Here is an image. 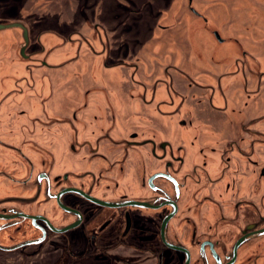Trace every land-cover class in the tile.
I'll use <instances>...</instances> for the list:
<instances>
[{"label": "flooded vegetation", "instance_id": "flooded-vegetation-1", "mask_svg": "<svg viewBox=\"0 0 264 264\" xmlns=\"http://www.w3.org/2000/svg\"><path fill=\"white\" fill-rule=\"evenodd\" d=\"M72 1L0 17V264H264V99L245 118L226 97L264 91L260 37L181 0L179 41L148 9L149 40L116 45L106 18L134 1L85 0L88 28L65 23ZM227 42L233 67L209 81L174 62Z\"/></svg>", "mask_w": 264, "mask_h": 264}, {"label": "rangeland", "instance_id": "rangeland-1", "mask_svg": "<svg viewBox=\"0 0 264 264\" xmlns=\"http://www.w3.org/2000/svg\"><path fill=\"white\" fill-rule=\"evenodd\" d=\"M21 1L22 0H0V17H4L2 19L5 20H11L9 19V15L14 14L15 11H17L18 9H20V5H21ZM168 1L170 0H134V5L135 7H128L125 12H117L115 17H111V13H109V16H107L106 20H107V25L110 27V29H116V33L113 34L116 39H115V44H121V43H133V42H147L149 40V37L151 35V30L154 27L155 28V23H156V18L154 17H148V7L150 6L151 8L153 7H157L156 9L159 8V6L161 5H165L168 3ZM78 5H77V0L75 1V5L70 2V4L73 7V9L75 8V14L68 12L69 13V17H67L65 20L67 24H70L74 22H77L78 27L82 26V27H87L90 26V22L91 20L94 19H84L78 16V14L80 15V12L78 9L81 8V10L84 9V5L86 3L85 0H78ZM133 2V1H132ZM173 9H177L176 12L171 15V17L169 18H162L161 20L158 19L157 24H163V25H168L174 28L173 33H171V35H168L169 37H172V42L175 43L176 41H179V37L178 34L176 32H178L177 26H181V25H187L190 24L192 16L187 15L186 13V7L184 8V4L182 3V1L180 0H173ZM221 2V3H219ZM215 3H219L222 4L221 7L219 6L218 8L220 9L219 11H223V13L225 14V10H227L228 13V9H235L236 13L234 14V16L237 14V17H231L232 19H237L236 22L234 23L233 20H231V18H227L225 16H218L215 17L214 20H216L217 24H219V26L222 27H227V26H236L237 28L235 30H244L246 32H250L251 35H253V38L256 37V41L260 40L261 41V46H263L264 44V0H224V1H215ZM140 5V6H139ZM226 5V6H225ZM211 6V5H210ZM134 9V11H139V13L137 15H134L133 13H129V10L132 11ZM80 10V11H81ZM185 11V13H184ZM5 13V14H4ZM140 14V15H139ZM5 15V16H2ZM41 19H49V18H41ZM39 19V20H41ZM64 20V18H63ZM81 20H85L88 21L86 23L81 22L79 23V21ZM33 23V19L31 20ZM52 21L51 19L49 20L48 24H51ZM90 21V22H89ZM63 23V24H65ZM200 24V21H199ZM202 24V23H201ZM212 25V23H210ZM72 26V24H71ZM80 27V28H82ZM122 29L125 30V33H122ZM155 31L156 34H154V38L155 37H160L162 34V32L158 31V29L153 30ZM180 31V30H179ZM256 35V36H255ZM165 35L163 34L162 37H164ZM250 36V35H249ZM162 40L164 41V39L162 38ZM152 41L154 42L155 40L152 39ZM151 46V50L149 52V50H147L146 52L148 53V55L150 53H152L154 46L153 45H148ZM153 47V48H152ZM102 87H100L99 89H101Z\"/></svg>", "mask_w": 264, "mask_h": 264}, {"label": "crops", "instance_id": "crops-1", "mask_svg": "<svg viewBox=\"0 0 264 264\" xmlns=\"http://www.w3.org/2000/svg\"><path fill=\"white\" fill-rule=\"evenodd\" d=\"M172 1L173 0H170L168 1L167 4L159 6L158 9H156L157 7L151 8L150 6L148 7V9L155 10L157 15L171 16V14H174L177 10V9L176 10L173 9ZM204 6L206 5L203 4V7ZM216 10L217 9H214V8L206 9L207 12H215ZM226 44H229V42L224 43V46ZM210 45L211 47L209 48V50L206 48H202L198 45H196L198 47L190 46L191 48H188L187 51H183L182 49H180V52L178 54L179 62H177L176 58L174 57L175 64L179 65V67L184 72L189 73V74L202 75L204 76L203 79L208 80V81L211 80V78H214L219 75H224L230 72L236 60V57L238 56L237 50L233 47L234 45L230 44V46L228 47L225 46L224 47L225 51H223V49H221L220 47H217L220 45H216L212 43ZM216 49L219 52L216 51ZM85 76H86V79H83V84L86 87H89L90 85L92 86V80L87 75ZM103 77H101L99 81H102ZM222 82H228V78L224 79ZM233 90L234 89L231 86H229L226 89V97L228 98L229 106L230 105L234 106L237 111L239 104H241L240 107H242V114H244L245 118L246 116L248 118L250 117L255 118L256 116H258L260 112L258 109L259 103L261 102V100L264 99V91L257 90V92H255V89L253 87L251 89L252 92L250 93V97L248 96L243 97L242 102H240L241 101L240 96H238L237 94H234ZM2 92H4V89H2V86L0 85V95ZM218 100H219L218 106L220 107L224 106V103L221 101V99H218ZM225 111H229V110L225 109Z\"/></svg>", "mask_w": 264, "mask_h": 264}, {"label": "water", "instance_id": "water-1", "mask_svg": "<svg viewBox=\"0 0 264 264\" xmlns=\"http://www.w3.org/2000/svg\"><path fill=\"white\" fill-rule=\"evenodd\" d=\"M0 28H2V27L0 26Z\"/></svg>", "mask_w": 264, "mask_h": 264}]
</instances>
